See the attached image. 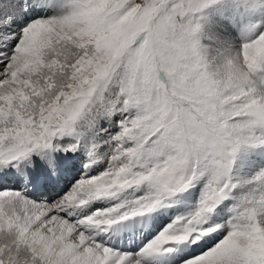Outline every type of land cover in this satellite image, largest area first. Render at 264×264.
Returning a JSON list of instances; mask_svg holds the SVG:
<instances>
[{
  "label": "snow or ice",
  "instance_id": "obj_1",
  "mask_svg": "<svg viewBox=\"0 0 264 264\" xmlns=\"http://www.w3.org/2000/svg\"><path fill=\"white\" fill-rule=\"evenodd\" d=\"M0 264H264V0H0Z\"/></svg>",
  "mask_w": 264,
  "mask_h": 264
}]
</instances>
